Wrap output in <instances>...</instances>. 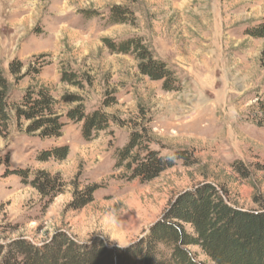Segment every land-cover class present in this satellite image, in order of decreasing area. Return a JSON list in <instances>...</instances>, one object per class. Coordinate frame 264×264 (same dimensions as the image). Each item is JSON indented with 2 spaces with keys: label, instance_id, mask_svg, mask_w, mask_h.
I'll return each mask as SVG.
<instances>
[{
  "label": "rangeland",
  "instance_id": "rangeland-1",
  "mask_svg": "<svg viewBox=\"0 0 264 264\" xmlns=\"http://www.w3.org/2000/svg\"><path fill=\"white\" fill-rule=\"evenodd\" d=\"M114 6L130 8L134 23L111 22ZM263 19L264 0H0V61L14 83L12 99L45 85L65 123L58 139L28 133L14 116L7 128L0 126V244L19 237L42 243L63 232L81 243L127 247L183 193L205 183L238 207L263 208L264 126L252 117L264 98V37L248 34ZM131 37H142L176 71L179 90H165L139 71L132 53H113L106 42ZM15 58L23 72L40 73L15 83L9 71ZM64 71L76 73L81 84L62 82ZM68 94L114 121L86 140L81 123L66 117L74 106L63 100ZM107 97L112 104L103 106ZM133 131L144 132L152 149L182 158L153 180L132 178L127 168L115 167L114 153ZM55 145L69 147L66 159L37 160ZM16 169H26L28 181L39 171L60 174L65 185L49 198ZM93 186V200L83 204ZM108 209L119 214L116 230L105 225ZM189 248L215 264L199 247Z\"/></svg>",
  "mask_w": 264,
  "mask_h": 264
},
{
  "label": "trees",
  "instance_id": "trees-1",
  "mask_svg": "<svg viewBox=\"0 0 264 264\" xmlns=\"http://www.w3.org/2000/svg\"><path fill=\"white\" fill-rule=\"evenodd\" d=\"M129 16L134 19L130 8L114 6L110 21L134 23ZM248 34L255 38L264 37V19L249 29ZM106 42L113 53H132L138 61L139 71L152 80L162 81L165 90H179L181 79L176 71L157 58L142 37ZM23 67L20 59L10 62L9 71L15 83L27 76L35 79L40 73V69L32 67L23 72ZM61 80L75 86L81 84L77 74L71 71H64ZM13 87L14 83L8 79L0 61V126L7 128L14 116L18 123H27L28 133L38 134L42 139L62 137L63 114L50 89L45 85H32L18 101H14ZM111 98L107 97L103 106H110ZM63 100L74 104L67 110L66 117L74 123H81L86 140L96 138L114 121L112 115L102 108L88 111L79 95L68 94ZM252 118L258 126H264V98L258 100ZM151 143L144 132L133 131L128 143L116 149L115 167L127 168L132 178L150 181L182 158L180 154L163 155L152 149ZM69 152L67 145H55L42 149L37 160L61 161ZM16 172L49 198L61 193L65 185L60 174L39 171L28 181L26 169H16ZM96 188L89 187L82 195L86 198L83 204L93 200ZM190 246L199 247L201 253L215 264H264V207L256 210L238 207L215 185L205 183L194 191L183 193L144 237L127 247L109 248L100 240L81 243L63 232L42 243L19 237L6 245L0 244V264H207L199 260L197 251L191 250Z\"/></svg>",
  "mask_w": 264,
  "mask_h": 264
},
{
  "label": "clouds",
  "instance_id": "clouds-1",
  "mask_svg": "<svg viewBox=\"0 0 264 264\" xmlns=\"http://www.w3.org/2000/svg\"><path fill=\"white\" fill-rule=\"evenodd\" d=\"M104 222L108 229L116 230L119 227H121V221L119 214L114 209H108L105 211L104 214ZM100 233L104 235H108L109 233L104 230V228H101Z\"/></svg>",
  "mask_w": 264,
  "mask_h": 264
}]
</instances>
